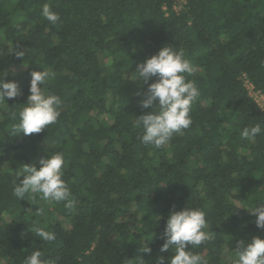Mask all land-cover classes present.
<instances>
[{"label": "trees", "instance_id": "16d2710c", "mask_svg": "<svg viewBox=\"0 0 264 264\" xmlns=\"http://www.w3.org/2000/svg\"><path fill=\"white\" fill-rule=\"evenodd\" d=\"M45 3L60 16L54 25L41 15ZM163 46L183 50L195 68L184 75L201 95L191 126L156 149L133 127L151 111L139 107L147 84L133 72ZM43 69L56 73L43 89L61 98L60 116L19 136L10 113L25 106L30 73ZM3 76L22 95L0 104V264H23L34 250L57 264H155L174 254L159 251V237L170 210L185 207L203 210L215 234L188 246L208 264H235L238 240L264 239L248 212L264 204V109L251 94L264 97V0H0ZM257 123L255 140L240 136ZM57 152L75 212L39 194L12 195L25 164L39 168ZM145 243L150 254L140 252Z\"/></svg>", "mask_w": 264, "mask_h": 264}, {"label": "clouds", "instance_id": "9594fccd", "mask_svg": "<svg viewBox=\"0 0 264 264\" xmlns=\"http://www.w3.org/2000/svg\"><path fill=\"white\" fill-rule=\"evenodd\" d=\"M41 15L53 25L60 20L59 14L47 3L42 6ZM16 56L23 58L24 51H17ZM194 72L195 68L185 57L183 50L175 51L173 47L166 46L137 64L133 72L135 78L141 80L142 84H147L139 107L151 109L137 116L133 125L134 128L141 130L138 139L142 144L159 149L167 145L174 134H182L183 130L191 126L192 106L201 93L195 82L186 80L184 74L192 75ZM55 76L56 73L50 69L30 73V95L23 104L25 106L18 112L10 113L13 119L18 120V123L13 125L14 133H18L19 136L38 134L57 122L62 100L58 95L45 94L43 89V86ZM153 77L156 79L148 83ZM19 95L22 93L17 81L5 82L4 76L0 78V104H6L5 98L14 99ZM137 95L141 93L138 92ZM261 131V124L257 123L244 127L240 136L255 140ZM38 163L39 168L35 164H25L17 173V182H14L12 195L17 200H25L26 194H39L41 199L63 202L68 212H75L76 200L62 179L63 168L66 167L64 154L57 152L48 155L47 158L41 157ZM21 177L22 179H18ZM32 198L34 199L35 196L33 195ZM43 211L42 208H37L35 212L37 215H42ZM248 212L255 216V226L264 229V204ZM207 228L206 213L201 209L185 207L179 211L170 210L159 237L163 240L159 251L163 253L174 249V254L167 258L158 255L155 264H166V259L167 264H208V260L200 253L189 250L215 238L214 232L206 231ZM31 232L42 241L55 240V234L43 228L33 226ZM235 248L237 257L235 264H264V239L252 237L248 242L238 240ZM151 251V247L146 243L140 250L145 254H150ZM42 255L40 250H34L25 257L23 264H57L56 260L45 262L42 260ZM140 261L143 264L145 260L140 258Z\"/></svg>", "mask_w": 264, "mask_h": 264}, {"label": "rangeland", "instance_id": "374dc122", "mask_svg": "<svg viewBox=\"0 0 264 264\" xmlns=\"http://www.w3.org/2000/svg\"><path fill=\"white\" fill-rule=\"evenodd\" d=\"M253 95V97H255L259 102L260 106L264 109V102L263 100L260 98L259 94H255L254 92L251 93Z\"/></svg>", "mask_w": 264, "mask_h": 264}, {"label": "built area", "instance_id": "2783aa9c", "mask_svg": "<svg viewBox=\"0 0 264 264\" xmlns=\"http://www.w3.org/2000/svg\"><path fill=\"white\" fill-rule=\"evenodd\" d=\"M178 2H183L184 0H177ZM250 89H252V87L250 86V84L249 85H247ZM253 91H251V93H252ZM255 94H257V92H254ZM259 96H260V98L263 100V102H264V97L261 95V94H259ZM256 99V98H255ZM256 101L257 102H259L257 99H256Z\"/></svg>", "mask_w": 264, "mask_h": 264}]
</instances>
